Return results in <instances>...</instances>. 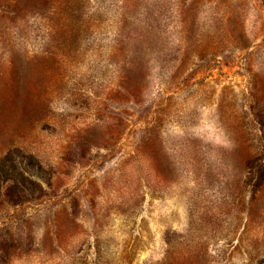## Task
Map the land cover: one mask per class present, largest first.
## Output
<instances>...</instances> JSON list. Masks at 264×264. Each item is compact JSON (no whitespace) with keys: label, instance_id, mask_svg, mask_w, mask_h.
<instances>
[{"label":"rangeland","instance_id":"374dc122","mask_svg":"<svg viewBox=\"0 0 264 264\" xmlns=\"http://www.w3.org/2000/svg\"><path fill=\"white\" fill-rule=\"evenodd\" d=\"M0 264H264V0H0Z\"/></svg>","mask_w":264,"mask_h":264}]
</instances>
